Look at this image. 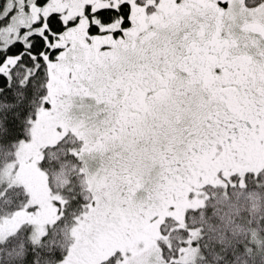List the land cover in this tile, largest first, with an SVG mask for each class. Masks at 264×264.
<instances>
[{
	"label": "snow or ice",
	"instance_id": "1",
	"mask_svg": "<svg viewBox=\"0 0 264 264\" xmlns=\"http://www.w3.org/2000/svg\"><path fill=\"white\" fill-rule=\"evenodd\" d=\"M0 264H264V0H0Z\"/></svg>",
	"mask_w": 264,
	"mask_h": 264
}]
</instances>
